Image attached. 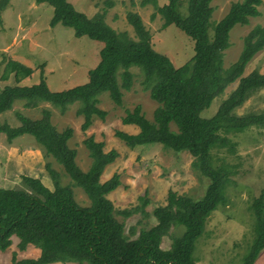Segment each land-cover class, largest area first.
Returning a JSON list of instances; mask_svg holds the SVG:
<instances>
[{"label": "trees", "instance_id": "trees-1", "mask_svg": "<svg viewBox=\"0 0 264 264\" xmlns=\"http://www.w3.org/2000/svg\"><path fill=\"white\" fill-rule=\"evenodd\" d=\"M9 0H0V12ZM212 0H168L157 6L162 16V27L173 23L193 41L194 53L185 63L176 66L165 54L157 52L151 42L150 31L138 13L129 11L127 20L135 38L125 31H117L104 19V12L91 16L77 10L68 0H35L53 7L50 23L70 26L76 36L86 35L102 43L97 64L88 70V80L62 90H51L45 80L30 86L3 85L0 87V113L10 109L16 100L24 107H35L42 101L61 109L79 101L76 112L84 120L80 127L86 130L91 116L103 117L105 112L96 106L98 95L106 92L116 104L121 103L123 90H129L134 79L131 67H137L140 84L157 102L148 119L139 104L127 110L122 123L135 124L138 130L128 133L115 130L116 137L127 146L157 142L173 150H186L192 156V166L209 179L204 194L194 199L168 190L165 204L154 207L156 222L143 228L134 238L123 233V225L114 215V205L107 194L119 183L114 172L108 179L99 180L103 167L117 156L115 149L105 151L103 141L92 136L83 139L91 163L82 170L75 162V149L67 144L72 128L58 131L50 122V111L42 109L39 118L17 113L19 124L0 125L8 141L23 133L35 141L61 164L73 183L82 188L89 204L81 206L74 199L70 185L60 184L58 172L48 165L53 187H46L38 178L28 182L44 194L41 198L31 192L0 187V251L17 238L20 250L32 244L39 249L35 257H11L12 264H47L76 262L77 264H195V241L204 231L210 213L219 203L226 204V184L232 165L221 161L216 164L213 149L225 148L234 153L231 136L251 127L264 128V108L237 112L244 101L264 87V72L252 70L243 75L247 62L264 48V25H254L243 37L242 48L234 62L223 67V51L230 45L229 31L235 24H247L249 17L259 15L261 0H241L231 3L228 11L212 24ZM110 7L111 2L106 1ZM143 4V2H141ZM31 68L16 60L6 62L0 79L10 73L29 75ZM236 85L221 100L215 113L202 117L200 112L211 100L224 92L227 85ZM174 124L176 129L170 127ZM141 198L146 201L145 193ZM250 208L255 218L256 237L244 260L252 264L264 247V196L255 197ZM125 212V211H123ZM174 225L182 226L180 235L172 237L167 248L163 238Z\"/></svg>", "mask_w": 264, "mask_h": 264}, {"label": "rangeland", "instance_id": "rangeland-1", "mask_svg": "<svg viewBox=\"0 0 264 264\" xmlns=\"http://www.w3.org/2000/svg\"><path fill=\"white\" fill-rule=\"evenodd\" d=\"M73 6L91 16L104 12L105 22L117 31H125L135 38L134 30L127 20V13L133 11L141 17L150 31L153 48L165 54L179 66L188 61L193 53V41L175 24L162 27V16L157 6L168 0H68ZM241 0H212L209 32L212 24L228 11L231 3ZM143 2V4L141 3ZM259 15L249 17L247 24H235L229 31L230 45L223 51V67L234 62L242 48L243 37L256 24L264 25V0L258 6ZM52 5L35 0H9L0 12V75L6 62L16 60L30 67L29 75L10 73L7 79H0L3 85L30 86L43 78L51 90H62L85 83L88 70L99 60L102 43L86 35L76 36L70 26L60 22L51 24ZM264 72V48L257 51L247 62L243 75L252 70ZM134 79L129 90H123L121 103H114L106 92L100 93L96 106L105 112L103 117L91 116L86 130L80 125L84 120L76 112L79 101L69 103L61 109L50 102L42 101L35 107H24L23 101L16 100L12 107L0 113V125H18L17 113L35 119L42 115V109L50 111V122L61 131L71 127L73 132L67 140L69 147L75 149V162L82 170H87L91 158L83 139L92 136L103 141V149H115L117 156L106 164L99 176L100 181L108 179L114 172L119 174V185L107 194L114 205V215L123 225V233L134 238L143 228L156 222L152 213L154 207L165 204L168 190L185 194L194 199L204 194L209 179L193 168L192 156L186 150L176 151L160 143L151 142L127 146L115 136V130L135 133L138 126L122 123L121 117L137 104L148 119L157 102L150 98L148 90L140 84L142 74L137 67H131ZM236 81L227 85L222 94L215 96L209 106L204 108L202 117L212 116L221 100L233 89ZM264 108V87L249 96L237 108L238 113ZM172 129H176L171 124ZM235 142L234 153L225 148L213 149L215 163L221 161L232 165L229 182L226 184V204L219 203L210 213L204 231L195 241V264H239L244 260L256 237L255 216L250 204L263 193L264 196V128L251 127L231 136ZM48 165L58 172L60 184L70 185L77 204L85 206L89 199L81 187L75 185L64 172L60 163L35 141L28 133H23L8 141L6 133L0 131V187L11 188L20 192H31L41 198L44 194L33 187L27 178L36 177L46 187H53V179L48 172ZM145 193L144 201L141 195ZM125 211V212H123ZM182 226L174 225L166 235L161 246L167 248L172 237L180 235ZM12 243L0 251V264H12L11 257H35L39 249L28 244L25 249L17 247V238L11 237ZM47 264H77L76 262H51ZM252 264H264L262 247Z\"/></svg>", "mask_w": 264, "mask_h": 264}]
</instances>
